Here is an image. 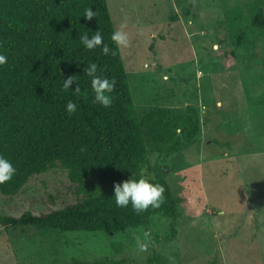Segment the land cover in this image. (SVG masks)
<instances>
[{
	"label": "rangeland",
	"instance_id": "rangeland-1",
	"mask_svg": "<svg viewBox=\"0 0 264 264\" xmlns=\"http://www.w3.org/2000/svg\"><path fill=\"white\" fill-rule=\"evenodd\" d=\"M106 3L114 30L123 25L128 34L119 49L137 115L157 107L182 116L195 111L193 141L184 140L164 158L142 127L148 162L141 174L154 179L161 170L179 199L175 231L161 213L146 227L111 232L0 224V264L104 257L157 264L155 255L163 264H264V27L251 25L259 10L264 13V0ZM230 49L235 59L226 68L217 54ZM237 136L233 145L221 142ZM76 188L56 165L32 175L13 195L0 193V214H37L75 203Z\"/></svg>",
	"mask_w": 264,
	"mask_h": 264
},
{
	"label": "trees",
	"instance_id": "trees-1",
	"mask_svg": "<svg viewBox=\"0 0 264 264\" xmlns=\"http://www.w3.org/2000/svg\"><path fill=\"white\" fill-rule=\"evenodd\" d=\"M88 7L96 13L91 20L82 15ZM251 25L264 27L262 10ZM95 31H100L110 49L116 47L110 39L114 27L106 0H0V54L6 56L0 65V156L16 168L13 177L0 184V193L13 195L32 175L60 165L80 194L75 203L46 212L0 214V224L30 225L43 231L111 232L146 227L153 215L161 213L170 219L173 234L179 199L161 170L151 179L165 190L158 208L135 213L131 205L117 207L113 187L131 175L138 178L147 164L144 125L164 158L181 149L184 140L193 141L198 130L195 111L182 116L157 107L139 117L120 49L115 55H104L99 47L89 50L80 43L81 33L91 36ZM243 35L237 34L235 44ZM217 56L227 68L235 52L230 49ZM90 62L97 64L98 75L115 81L107 108L92 102L90 78L83 71ZM70 75L77 81L63 89L62 79ZM77 84L78 91L73 89ZM69 100L77 104L72 115L65 112ZM238 137L220 141L233 145ZM155 259L163 264L158 255ZM70 264L118 262L104 257L72 259Z\"/></svg>",
	"mask_w": 264,
	"mask_h": 264
},
{
	"label": "clouds",
	"instance_id": "clouds-1",
	"mask_svg": "<svg viewBox=\"0 0 264 264\" xmlns=\"http://www.w3.org/2000/svg\"><path fill=\"white\" fill-rule=\"evenodd\" d=\"M85 20H91L96 16V13L90 8H85L83 13ZM113 44L116 46L113 49L109 48L107 43L103 42V37L100 31H95L91 36L87 32H83L79 35L80 43L85 49L100 48V51L104 55H115L116 49L128 44V34L123 30V25L117 30L111 33L110 37ZM6 62V56L0 54V65ZM85 74L90 78V88L93 94L92 102L98 103L101 106L107 108L112 103V97L110 93L113 90L115 81L102 75L97 74V64L90 62L87 67L83 68ZM77 81L73 75L62 79V88L69 89ZM78 91L79 85L75 88ZM77 110V104L69 100L65 105V112L68 115H72ZM16 173V168L13 164L4 156H0V184L10 180ZM164 187L163 185L153 182L150 178H146L144 175H139L138 178H134L132 175L119 183H114L113 195L115 204L117 207H127L131 205L132 210L135 213H142L149 207L158 208L164 200ZM147 233H144V238L147 239ZM136 244L140 251H143L146 247L145 243L141 242L139 236L135 237Z\"/></svg>",
	"mask_w": 264,
	"mask_h": 264
}]
</instances>
